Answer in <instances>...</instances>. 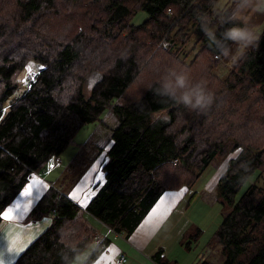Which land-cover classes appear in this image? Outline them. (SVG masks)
Wrapping results in <instances>:
<instances>
[{
  "label": "trees",
  "instance_id": "1",
  "mask_svg": "<svg viewBox=\"0 0 264 264\" xmlns=\"http://www.w3.org/2000/svg\"><path fill=\"white\" fill-rule=\"evenodd\" d=\"M217 1L0 0V220L33 174L46 180L62 169L24 219L49 225L11 264H71L89 247L83 264H93L110 238L96 244L91 221L129 238L164 192L190 189L232 151L216 186L230 209L197 264H264V26L258 47L220 79L223 56L203 27L219 37L235 5L217 15ZM140 10L146 18L132 24ZM35 63L42 70L20 85L17 74ZM181 68L213 94L210 106L193 111L159 94L169 69ZM107 113L117 125L104 146L92 133L75 142ZM87 176L93 193L80 205L69 192ZM164 257L157 250L151 259L168 264Z\"/></svg>",
  "mask_w": 264,
  "mask_h": 264
},
{
  "label": "rangeland",
  "instance_id": "2",
  "mask_svg": "<svg viewBox=\"0 0 264 264\" xmlns=\"http://www.w3.org/2000/svg\"><path fill=\"white\" fill-rule=\"evenodd\" d=\"M232 5H235L234 0H218L215 3L214 7L216 11H219L218 15H220L221 10L219 9L225 10L228 7L231 8ZM58 14H60V12ZM234 15L235 12L233 10L231 19ZM248 15L251 16V23L252 25L256 26L255 30L259 33L264 26V15L255 13H248ZM146 16V13L140 10L133 16L130 22L132 24H139L146 18ZM205 19L209 21L210 17L206 16ZM232 21L233 26V23L236 21H234L233 19ZM232 50L233 55L236 58L233 59L232 56H229L227 58L222 57V59L218 61V67L214 70L217 75L221 76L220 79H223V77L227 74L232 62L236 60L240 55V52L236 51L235 45L233 46ZM35 72L36 69L34 68V65L30 68L29 72H27V68H25L19 74H17L16 81L20 85H22L23 82L26 81V79L24 78L27 77L28 79V75ZM93 80L94 77H90L86 80L84 85V90L86 93L85 95H88L90 87L94 82ZM1 85L2 81L0 79V87ZM116 125V119L110 113H107L102 119V124H97L94 128L92 125L85 126L77 133L74 140L76 143H81L82 141L84 142L86 138L92 133V138H94L95 145L98 147L104 146L110 137L111 130ZM74 148V145L69 146L65 154L71 153ZM237 152L238 151H232L225 156L215 157L213 161L205 168L202 175L196 180V182L190 189H182V191L186 190V193H184L179 200L177 204V207L179 208L174 213V216L180 213L184 215L182 225L186 226L187 229L185 231H187V233L183 237V239L182 235L181 237L179 236L178 231L172 233L171 235H168V239L162 244L156 245L153 243V241H160V232L158 235L156 234L153 237L152 242H149V244H147L145 248L142 249L143 253H145L146 250L154 253L158 249H163L168 255V260L166 259V257H164L168 264H197L202 258H206L207 255L211 254L212 248L209 241L212 239L213 232L218 228L224 213L228 212V210L230 209L228 205H223L221 204V202L216 200V186L222 173L225 171L228 158L234 157ZM257 175V170L251 173V175L235 193L233 197L234 201H237L245 192L247 187L255 182ZM21 201V197L16 198L9 207L15 209L20 205ZM172 220L173 217L170 221ZM198 228L200 229V231L198 230ZM88 255L89 254L87 253H80L71 264H82V262L87 258ZM16 256L12 257L5 264H10L16 258ZM139 264H145V262L140 261Z\"/></svg>",
  "mask_w": 264,
  "mask_h": 264
},
{
  "label": "crops",
  "instance_id": "3",
  "mask_svg": "<svg viewBox=\"0 0 264 264\" xmlns=\"http://www.w3.org/2000/svg\"><path fill=\"white\" fill-rule=\"evenodd\" d=\"M218 12L219 11H217V15ZM60 170H62L61 165H55L46 180L37 174H33L23 190H21L16 197H21L22 201L20 205L15 209L9 207V205V208L7 207L3 210L0 220V255L3 257V264L18 253L20 254L24 248L49 225L51 221L49 217H43L35 222H24V218L44 192L45 187L49 183L48 179H55ZM98 178L97 176V179ZM88 181H91L89 180V176H87L85 180L82 179L69 192V196L80 205H85L87 199L93 193L92 187H88ZM29 186H32L33 193L30 197L25 195ZM184 193H186V190L182 191V189L164 192L129 238H124L122 235L110 231L104 225L91 221L93 227L96 229L97 236L101 238H110L109 244L93 264H117L116 259L120 254H124L126 258L123 264H139L140 261L145 262V264H154L151 258L157 250L154 253L149 250L143 253L142 249H144L149 242L153 241V237L156 234L158 235L161 232V239L159 242L153 241V243L160 245L166 241L168 235L172 233L179 231L178 234L180 237L182 235V239L187 233V231H185L187 229L186 226L182 225L184 215L180 213L174 216V213L179 208L177 204ZM29 201H31V203H29ZM9 215H11V219H5V216ZM172 217L173 220L170 221ZM158 250H161L167 259L168 255L166 252L163 249ZM92 252V247H89L81 253L90 255Z\"/></svg>",
  "mask_w": 264,
  "mask_h": 264
},
{
  "label": "clouds",
  "instance_id": "4",
  "mask_svg": "<svg viewBox=\"0 0 264 264\" xmlns=\"http://www.w3.org/2000/svg\"><path fill=\"white\" fill-rule=\"evenodd\" d=\"M235 15L232 19L236 22L217 37L216 32L204 25L203 30L210 43L215 46L220 56L233 59L231 45H235L237 52H244L253 47H258L260 33L255 30L248 13L264 15V0H234ZM159 94L167 96L177 104L189 110H203L210 106L213 94L202 83H194L186 69H169L163 79Z\"/></svg>",
  "mask_w": 264,
  "mask_h": 264
},
{
  "label": "water",
  "instance_id": "5",
  "mask_svg": "<svg viewBox=\"0 0 264 264\" xmlns=\"http://www.w3.org/2000/svg\"><path fill=\"white\" fill-rule=\"evenodd\" d=\"M34 68L36 69V72H35V73H32V74L30 73V74L28 75V79H27L26 83H28V82H30V81L33 80L35 74H37L40 70H42L43 65H41V64H39V63H35V64H34Z\"/></svg>",
  "mask_w": 264,
  "mask_h": 264
},
{
  "label": "built area",
  "instance_id": "6",
  "mask_svg": "<svg viewBox=\"0 0 264 264\" xmlns=\"http://www.w3.org/2000/svg\"><path fill=\"white\" fill-rule=\"evenodd\" d=\"M216 57H218V56H216ZM53 164H54V159H52V162L49 163L48 167L51 168ZM96 241H98V239ZM125 261H126V259H125V256L123 254H120L116 259L117 264H123V263H125Z\"/></svg>",
  "mask_w": 264,
  "mask_h": 264
},
{
  "label": "snow or ice",
  "instance_id": "7",
  "mask_svg": "<svg viewBox=\"0 0 264 264\" xmlns=\"http://www.w3.org/2000/svg\"><path fill=\"white\" fill-rule=\"evenodd\" d=\"M38 183V182H37ZM32 186H29V189H28V191L25 193V195H27V196H32ZM29 203H31V201H29ZM5 219H11V215H9V216H5ZM0 264H3V257H2V255H0Z\"/></svg>",
  "mask_w": 264,
  "mask_h": 264
}]
</instances>
